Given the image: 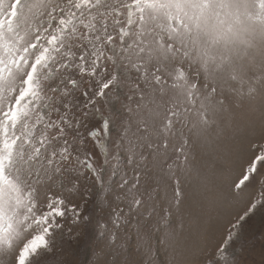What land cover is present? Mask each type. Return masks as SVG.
I'll list each match as a JSON object with an SVG mask.
<instances>
[{"label": "snow or ice", "instance_id": "6c2138e0", "mask_svg": "<svg viewBox=\"0 0 264 264\" xmlns=\"http://www.w3.org/2000/svg\"><path fill=\"white\" fill-rule=\"evenodd\" d=\"M257 220L264 0H0V264H264Z\"/></svg>", "mask_w": 264, "mask_h": 264}, {"label": "rangeland", "instance_id": "374dc122", "mask_svg": "<svg viewBox=\"0 0 264 264\" xmlns=\"http://www.w3.org/2000/svg\"><path fill=\"white\" fill-rule=\"evenodd\" d=\"M190 205V207H189ZM186 212H190L191 213V218L189 220V225L192 227H195L196 223H197V219H198V214H199V208L196 205L194 200H188L185 202L184 205ZM94 216L96 215L95 213H93ZM103 216V218L107 221L108 218V213L107 211H105L104 213L101 214ZM256 226H257V230H256V236H257V240H256V246L253 249V258L256 259L257 261L259 260V251H260V245L262 242H264V236H262L260 234V224L259 221H255ZM109 228H111V224H109ZM124 229H122L121 231H123ZM130 234L132 235V239L128 242L129 243V248L130 249H135L136 247V237L135 234L131 232V229L129 228ZM133 259L136 260L138 262V264H147V254L146 252L141 249L140 251H133Z\"/></svg>", "mask_w": 264, "mask_h": 264}]
</instances>
